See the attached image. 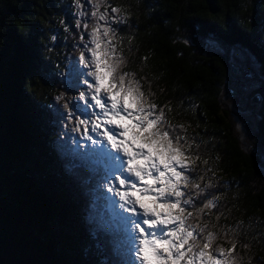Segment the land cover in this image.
<instances>
[{
  "label": "trees",
  "instance_id": "1",
  "mask_svg": "<svg viewBox=\"0 0 264 264\" xmlns=\"http://www.w3.org/2000/svg\"><path fill=\"white\" fill-rule=\"evenodd\" d=\"M59 1L0 0V264H129L97 214L100 184H87V170L66 153L61 113L75 96L67 62L90 24L77 27L74 0L56 15ZM119 1L103 5L121 9L107 15L119 17L111 22L122 71L135 74L168 121L195 131L189 138L176 129L199 157L191 178L212 186L190 210L212 200L201 222L218 234L216 244L234 240L239 264H264V122L256 146L239 136L223 95L233 72L228 51L206 53L209 41L240 45L264 78V0Z\"/></svg>",
  "mask_w": 264,
  "mask_h": 264
},
{
  "label": "snow or ice",
  "instance_id": "2",
  "mask_svg": "<svg viewBox=\"0 0 264 264\" xmlns=\"http://www.w3.org/2000/svg\"><path fill=\"white\" fill-rule=\"evenodd\" d=\"M76 4L82 7L80 0ZM103 4L104 0L92 2L91 16L105 25L92 26L91 46L84 45L90 56L81 51L78 58L87 69L79 72L87 91L79 93L77 103L65 104L61 115L72 133L107 145L98 150L104 164L102 180L119 207L131 213L126 218L131 225L130 264H239L236 242L217 245L218 234L201 222L205 209L215 207L213 201L190 210L194 199L212 185L202 186L189 175L196 171L199 157L190 154L186 137L176 133L177 128L185 131L183 126L168 121L134 73L122 71L126 61L113 43L115 30L107 24L119 17L107 15L110 5L100 12ZM111 12L119 14L121 9L111 7Z\"/></svg>",
  "mask_w": 264,
  "mask_h": 264
},
{
  "label": "rangeland",
  "instance_id": "3",
  "mask_svg": "<svg viewBox=\"0 0 264 264\" xmlns=\"http://www.w3.org/2000/svg\"><path fill=\"white\" fill-rule=\"evenodd\" d=\"M71 0H60V6L58 7V10L56 12V15L63 13V8L71 9L72 6H68V2ZM116 4L121 5L122 2L119 0H113ZM84 11H86L90 17L91 20H87L84 17L81 18H75V21L78 20L80 22L84 21L90 24V32L91 28L95 23H99L101 25H105V21H97L96 18H93L91 16V12L95 9L93 8L92 4H86V9L81 7ZM105 10V5H102L100 7V12ZM124 11V10H123ZM125 12V11H124ZM129 20V19H128ZM107 24L110 25L114 30L115 27L111 22V19L107 21ZM128 28V26L125 27V29L122 32V35L124 31ZM121 36V33H120ZM243 36V35H242ZM84 39L79 41V44L77 48L74 50L78 52L80 55L81 51H85V54L87 56H90V53H88L84 45L86 43L90 42V38L87 40L88 32L83 35ZM245 39V36H243ZM120 39V38H119ZM249 41V40H248ZM121 43H124V38L121 39ZM89 46L90 43H89ZM122 46V45H121ZM228 51V57L230 59V64L233 65V72L231 75V78L229 81H226L224 85V101L229 106V111L231 112L233 119L235 121L236 130L241 138H247L249 142H253V144L256 146L257 143L260 142L259 131L263 126V117H264V78L260 76L259 70L257 65H255L256 61L253 59L250 50H247L246 48L238 45L236 48L231 47H224L223 45L219 44L218 42L209 41L206 46V53L210 54L213 52H219L220 54H225V51ZM75 62L78 64V57L75 59ZM82 71L86 72L87 69L82 68ZM62 77V76H61ZM61 80V79H60ZM91 81V78H89ZM78 81V80H77ZM80 89H83L84 91H87V86L85 84H81ZM231 93L230 97L228 96V93ZM255 97H260L259 103H253L252 100ZM68 123L67 121H65ZM64 121L63 119L57 121V129L55 130V133L59 134L60 128L63 125ZM186 125V124H185ZM182 125L187 132L188 137H191V131L195 132L191 128H188V126ZM191 131H190V130ZM68 132L70 131V127H67ZM62 131V130H61ZM64 131V130H63ZM65 132V131H64ZM71 134L67 135L66 137L71 138ZM94 139H98L102 141V138L96 137L95 134H93ZM82 138V137H81ZM72 139L76 140L77 143L84 142V139H79L78 137H72ZM192 144L195 145V140H191ZM81 144V143H80ZM87 147V145H85ZM197 146V145H195ZM258 152L262 153V147H257ZM44 152V150H43ZM83 192V187H81ZM212 191V190H210ZM111 198L114 199L116 197H113L111 195ZM118 200V198H117ZM113 201V200H112ZM119 202V200H118ZM83 209L87 208L88 205H86V201L83 200L82 202ZM112 207H114V211H118L120 209L119 203H112ZM89 208H94L93 206H90ZM84 215V213H83ZM91 217V216H88ZM86 216L84 215L83 222L85 224V229H89L93 226L92 219H89L88 221L85 220ZM117 219V216L115 217ZM126 228L127 230H130L131 225L126 221Z\"/></svg>",
  "mask_w": 264,
  "mask_h": 264
},
{
  "label": "water",
  "instance_id": "4",
  "mask_svg": "<svg viewBox=\"0 0 264 264\" xmlns=\"http://www.w3.org/2000/svg\"><path fill=\"white\" fill-rule=\"evenodd\" d=\"M253 103H259L260 102V97H255L252 100Z\"/></svg>",
  "mask_w": 264,
  "mask_h": 264
}]
</instances>
